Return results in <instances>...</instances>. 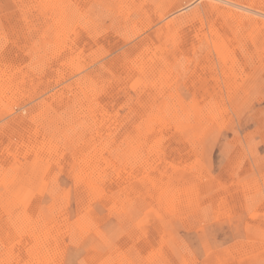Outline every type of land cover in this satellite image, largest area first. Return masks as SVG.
Here are the masks:
<instances>
[{"label":"rangeland","instance_id":"374dc122","mask_svg":"<svg viewBox=\"0 0 264 264\" xmlns=\"http://www.w3.org/2000/svg\"><path fill=\"white\" fill-rule=\"evenodd\" d=\"M141 4L0 0V264H264V37L227 21L219 50L204 16L164 70L141 41L164 3Z\"/></svg>","mask_w":264,"mask_h":264},{"label":"bare ground","instance_id":"6f19581e","mask_svg":"<svg viewBox=\"0 0 264 264\" xmlns=\"http://www.w3.org/2000/svg\"><path fill=\"white\" fill-rule=\"evenodd\" d=\"M123 1V0H122ZM128 1V0H126ZM133 1V0H132ZM140 2H142V4L149 8V2L150 1H153L154 3H156V1H160V0H138ZM163 3H164V8H163V16H165L166 18V21H165V24L164 26L161 28V29H158V30H154V31H151L149 34L147 35H143V37H146L144 38L143 40L141 41H146V45H148L147 43L149 41L148 38H150L149 36H154V35H157L159 37V39L161 38L160 40V46H162L164 48V50L161 52V50H159L156 54H154V59H150V60H156V59H160L162 58L163 59V69L167 70L168 69V64H172L173 66V63L174 61L177 60V58L179 57L180 59V53L182 51V53H184V51H186L185 49H189V45L186 46L187 42H190L191 40H189L190 36L193 37V34H190V31H192V26L194 23H196L197 21L199 20H202L203 17H207V18H210V22H211V25L210 27H212V33L210 34L211 36V39H212V42L214 43V45L216 46V48H218L220 50V45H222L223 43L224 44H228V41L230 38H231V28L228 27L227 25V21H231L233 23H236L237 22V26L238 28L242 31L243 29V24H244V20H247V21H250V24L253 25L251 26V33L252 35L253 34H256L258 29L260 30L259 32V35H262V37H264V8L262 5L259 4V7L255 8V3L254 1L255 0H195V2H198L199 5H197V7L195 8H192L191 9V5H190V1L191 0H162ZM263 1V0H262ZM112 2V1H110ZM117 2V1H116ZM116 2H112V3H116ZM121 3V1H119ZM137 2V0H136ZM192 2V1H191ZM248 2V3H246ZM53 3V2H52ZM189 3V4H188ZM122 4V3H121ZM120 4V5H121ZM141 4V6H142ZM84 5V4H83ZM113 5V4H112ZM111 5V6H112ZM117 5V4H115ZM154 5V4H153ZM189 6L188 8H186L185 12L181 13V14H178L177 16L175 17H171L176 11L180 10L181 6ZM118 6V5H117ZM116 6V7H117ZM115 7V6H114ZM127 7V6H126ZM125 7V8H126ZM129 7V6H128ZM146 7V8H147ZM152 7V6H151ZM150 7V8H151ZM119 8V7H118ZM117 8V9H118ZM141 8V7H140ZM143 8V7H142ZM141 8V9H142ZM147 8V9H148ZM160 8V7H159ZM145 9V10H147ZM158 9V8H157ZM116 10V9H115ZM144 10V9H143ZM106 11V10H105ZM148 13L150 14V10H147ZM152 11V10H151ZM139 12V11H138ZM155 12V11H154ZM171 12V15L169 16ZM113 13H116L115 11ZM112 13V14H113ZM145 13V12H144ZM147 13V12H146ZM55 14V13H54ZM139 14L141 15V13L139 12ZM152 16V15H151ZM256 16H260L261 18H257ZM153 17V16H152ZM127 18V17H126ZM141 18V17H140ZM144 18V17H143ZM240 18V20H239ZM160 19V13L156 14V16L154 17L152 23H150L151 27H149L150 29H152L156 23V21ZM212 19V20H211ZM215 19V20H214ZM124 20V19H123ZM203 20H206V19H203ZM208 20V21H209ZM125 21V20H124ZM202 24V21L200 22ZM204 23V21H203ZM209 23V22H208ZM205 25V24H204ZM121 26V25H120ZM148 26V24H147ZM146 26V27H147ZM115 27V26H114ZM137 28V27H136ZM116 29V28H115ZM118 29V28H117ZM135 29V28H134ZM236 29V28H234ZM238 29V30H239ZM202 30V29H201ZM203 31V30H202ZM237 31V30H236ZM140 32V31H139ZM200 32V31H199ZM238 32V31H237ZM116 33V32H115ZM138 33V32H137ZM137 33H135L137 35ZM144 33V32H142ZM204 33V32H203ZM240 33V31L238 32V34ZM105 34V33H104ZM134 34V35H135ZM200 34V33H199ZM237 33H235V36H236ZM135 35V36H136ZM141 35V34H140ZM202 35V34H201ZM206 35V34H205ZM234 35V34H233ZM252 35L250 34V37H252ZM116 36V35H115ZM139 36V35H138ZM137 36V37H138ZM241 36V35H240ZM132 35L129 37L128 36V41L131 39ZM208 37V36H207ZM239 37V36H238ZM162 38H164L162 40ZM189 38V39H188ZM195 38V37H194ZM126 39V37H125ZM192 39V38H191ZM203 39V38H202ZM249 39V38H248ZM252 39V38H251ZM127 40V39H126ZM135 40V39H134ZM171 40V41H170ZM189 40V41H188ZM199 40V39H198ZM197 40V41H198ZM131 41V40H130ZM242 41V40H241ZM250 41V40H249ZM132 42V41H131ZM247 42V41H246ZM257 42V41H256ZM260 42V41H259ZM259 42H257L256 44L259 45ZM144 43V42H143ZM152 43V42H151ZM235 43V42H234ZM243 43V42H242ZM241 43V44H242ZM140 44V42L132 47L129 46V48H127L125 50V53H127L128 55H132L133 53H135L136 55H138L140 49H138V45ZM154 44V43H153ZM152 44V45H153ZM189 44V43H188ZM198 44V43H197ZM244 44V43H243ZM168 45H169V48H168ZM261 45V44H260ZM117 45H115L116 47ZM138 46V47H137ZM142 47V46H141ZM149 46H147L146 48H148ZM151 47V46H150ZM242 47V45H241ZM256 47V46H255ZM253 45L251 47V51L247 52L249 55L247 57H250V61H252L251 63L253 64L255 61H254V57L256 55L255 54V51H254V48H255ZM113 48V47H112ZM146 48H144L146 50ZM237 49V48H236ZM242 49V48H241ZM167 50H169V54H167ZM217 50V49H216ZM223 50V49H222ZM263 50V49H262ZM122 52V51H121ZM193 53V52H192ZM141 54V52H140ZM186 54V53H185ZM198 54V53H197ZM246 54V53H245ZM116 55V54H115ZM125 55V54H124ZM136 55L134 56L135 57V63L133 64L135 69H137L139 67V64H141V60H142V57L141 55L140 56H137ZM166 55H169V58L168 56ZM229 55V54H228ZM231 55V54H230ZM264 55V54H263ZM244 56V55H243ZM112 57V56H111ZM116 57V56H115ZM184 57V56H183ZM211 57V55H210ZM264 57V56H263ZM124 58V57H123ZM146 58H148L146 56ZM152 58V57H151ZM237 58V57H236ZM116 59V58H115ZM132 59V58H131ZM184 59V58H183ZM263 59V58H262ZM119 60H120V57H119ZM123 60V59H122ZM170 60V61H168ZM182 61V59H180ZM197 63L193 69V73L191 74L190 76V82H189V85L192 84V87L191 89L194 91V93L196 94V97L201 99V103L205 100L207 101H211V100H214L213 97H212V93L210 92V90L208 89L209 87V82L207 81V78L204 77L205 75V71H206V62L205 60L202 58V60H200V57L198 58L197 56V59H196ZM223 60V59H222ZM237 60V59H236ZM235 60V61H236ZM121 61V60H120ZM125 61V60H124ZM123 61V62H124ZM128 61V60H127ZM131 61V60H130ZM134 61V59H133ZM160 61V60H159ZM179 61V60H178ZM224 61V60H223ZM114 62V61H113ZM117 62H118V59H117ZM150 62V61H149ZM148 61L146 62L145 66L142 67V70H144L145 73H147L149 71V69L152 68L153 64L152 62L149 63ZM161 62V63H162ZM180 62V61H179ZM122 63V61H121ZM144 63V62H143ZM182 63V62H181ZM223 63V62H222ZM221 63V64H222ZM235 63V62H234ZM111 64V63H110ZM117 63H115L116 65ZM123 64V63H122ZM179 64V63H178ZM220 64V65H221ZM226 64V63H225ZM252 64H248L247 67L251 66ZM255 64V63H254ZM114 65V64H113ZM120 65V64H119ZM124 65V64H123ZM129 65V64H128ZM132 65V66H133ZM138 65V66H137ZM118 66V65H117ZM162 65H160L159 67H155L156 69L154 70H159V73H161L162 71L160 70H163L161 68ZM229 66V65H228ZM227 66V67H228ZM254 66V65H253ZM111 67V65H110ZM109 67V68H110ZM174 67V66H173ZM183 67V66H182ZM226 67V66H224ZM230 67V66H229ZM118 68V67H116ZM120 68V67H119ZM160 68V69H159ZM223 68V67H222ZM134 69V70H135ZM171 69V68H170ZM185 69V68H184ZM131 72H132V68L129 69ZM152 70V69H151ZM186 70V69H185ZM192 70V69H191ZM226 70V69H225ZM233 70V69H231ZM153 71V70H152ZM179 71V70H178ZM115 72V71H114ZM155 72V71H154ZM168 71H166L167 73ZM175 72V70H174ZM174 72L173 70L169 71V78H176V76H174ZM224 72V71H223ZM222 72V73H223ZM227 72V71H226ZM225 72V73H226ZM229 72V71H228ZM14 73V72H13ZM178 73V72H177ZM186 73V72H185ZM221 73V74H222ZM130 74V73H129ZM132 74V73H131ZM158 74V73H157ZM162 74V73H161ZM159 75V80L156 79L154 80L153 83H158V82H162V75ZM164 75V74H163ZM168 76V74H165ZM234 75V74H233ZM155 76V75H154ZM153 76V77H154ZM162 76V77H161ZM224 76V75H223ZM238 76V75H237ZM247 76V75H246ZM87 77V76H86ZM219 77V76H218ZM217 77V78H218ZM235 77V76H233ZM233 77L231 79H233ZM91 78V77H90ZM147 78V76H146ZM224 78V77H223ZM154 79V78H153ZM226 79V78H225ZM246 79V78H245ZM171 79H169L170 81ZM218 80V79H217ZM138 81V80H137ZM153 81V80H152ZM172 83L174 81V79L171 80ZM219 81V80H218ZM225 81V80H224ZM231 81V80H229ZM93 82V80H92ZM95 82V81H94ZM188 82V81H187ZM227 82V81H226ZM25 83V82H24ZM97 83V82H96ZM225 83V82H224ZM233 83V82H232ZM226 84V83H225ZM159 85V84H158ZM96 86V84H95ZM230 86V85H229ZM231 87V86H230ZM96 88V87H95ZM211 88V87H210ZM227 88V87H226ZM94 89V88H93ZM232 89V88H230ZM212 90V88H211ZM234 92V91H233ZM4 93V92H3ZM233 94V93H232ZM83 95V94H82ZM231 95V94H230ZM214 96V95H213ZM231 98V97H230ZM170 99V98H169ZM206 104V103H204ZM175 106V105H173ZM178 106V105H177ZM151 107V106H150ZM171 107V106H170ZM104 108V107H103ZM210 108V107H209ZM167 109V108H166ZM99 110V109H98ZM150 110V109H149ZM208 110V109H207ZM210 110V109H209ZM182 112V111H181ZM99 113V112H98ZM168 113V112H167ZM174 113V112H173ZM186 113H184L185 115ZM205 114V113H204ZM172 115V114H171ZM189 115V114H188ZM186 116L187 118H189V116ZM168 116V115H167ZM171 117V116H169ZM177 117V116H176ZM183 117V116H182ZM185 117V120H187ZM103 119V118H102ZM205 119V118H203ZM104 120V119H103ZM201 120V119H200ZM199 120V121H200ZM107 121V119H106ZM90 125V124H89ZM24 126V125H23ZM96 126V125H95ZM133 126V125H132ZM86 128V127H85ZM170 129V128H168ZM207 129V128H206ZM25 130V129H24ZM97 130V129H96ZM106 130V129H105ZM168 131V130H167ZM159 133L161 131H158ZM169 132V131H168ZM168 132H165L164 135ZM172 133V132H171ZM152 134V133H151ZM202 134V133H201ZM162 135V134H161ZM88 136V135H87ZM164 138V137H163ZM31 139V138H30ZM40 139V138H39ZM75 139V138H74ZM18 140V139H17ZM92 140V139H91ZM74 142V141H73ZM153 145V144H152ZM138 146V145H137ZM186 146V145H185ZM244 146V145H243ZM72 147V145H71ZM156 147V146H155ZM138 148V147H137ZM173 149V148H172ZM101 150V149H100ZM47 152V151H46ZM87 152V151H86ZM167 152V151H166ZM136 154V153H135ZM185 154V153H184ZM177 155V154H176ZM194 156V155H193ZM182 157V156H181ZM240 157V156H239ZM121 158V156H120ZM100 159V158H99ZM137 159V158H136ZM151 160V159H150ZM119 161V160H118ZM153 161V160H152ZM150 161V162H152ZM192 161V160H191ZM103 163V162H102ZM108 163V162H107ZM151 164V163H150ZM107 166V165H106ZM149 166V165H148ZM153 167V165L151 166ZM236 167V166H235ZM150 168V167H149ZM53 169V168H52ZM91 169V168H90ZM152 169V168H151ZM150 169V171H152ZM90 171V170H89ZM233 171V170H232ZM145 172V171H144ZM153 172V171H152ZM160 172V171H159ZM151 173V172H150ZM152 174V173H151ZM150 174V175H151ZM159 174V173H158ZM108 175V174H107ZM161 175V174H160ZM176 175V174H175ZM182 176V175H181ZM146 177V176H145ZM162 177V175H161ZM159 179V178H158ZM163 180V178H160ZM168 179V178H167ZM162 180L160 182H162ZM155 181V180H154ZM158 181V183H159ZM229 181V180H228ZM157 182V180H156ZM166 182V181H165ZM188 183V182H187ZM169 184V183H168ZM113 185V184H112ZM166 185V184H165ZM188 185V184H186ZM156 186V185H155ZM159 186V184H158ZM164 186V185H163ZM171 186V185H170ZM168 186V187H170ZM174 186V185H172ZM160 187V186H159ZM162 187V185H161ZM160 187V188H161ZM183 187V186H182ZM158 188V187H157ZM165 188V186L163 187ZM162 188V189H163ZM171 188V187H170ZM170 188H168L167 190H169ZM172 190V189H171ZM82 192V191H81ZM159 192V191H158ZM162 192V191H161ZM160 192V193H161ZM167 192V191H165ZM169 192V191H168ZM170 193V192H169ZM171 194V193H170ZM173 194V193H172ZM114 195V194H113ZM156 196V195H155ZM107 197V196H106ZM156 198V197H155ZM215 198V197H214ZM177 199V198H176ZM109 200V199H108ZM111 200V199H110ZM34 201V200H33ZM115 204V203H114ZM111 206V205H110ZM34 207V206H33ZM138 207V206H137ZM260 208V207H259ZM255 209V208H254ZM29 211V210H28ZM35 211V210H34ZM123 213V212H122ZM33 215V214H32ZM117 215V214H116ZM122 216V215H121ZM66 218V217H65ZM134 219V218H133ZM68 220V219H66ZM58 222V221H57ZM131 222V221H130ZM59 223V222H58ZM59 225V224H58ZM76 225V224H75ZM66 226V225H65ZM67 227V226H66ZM70 229V228H69ZM69 231V230H68ZM9 234V233H8ZM27 236V235H26ZM66 236V235H65ZM48 241V240H47ZM140 241V240H139ZM161 241V240H160ZM8 242V241H7ZM11 243V242H10ZM51 245V244H50ZM58 247V246H57ZM161 248V247H160ZM136 251V250H135ZM159 255V254H158ZM65 256V255H64ZM161 257V256H160ZM64 258V257H63ZM156 259V258H155ZM157 260V259H156ZM15 261V260H14ZM170 261V260H169ZM168 262V261H167Z\"/></svg>","mask_w":264,"mask_h":264}]
</instances>
